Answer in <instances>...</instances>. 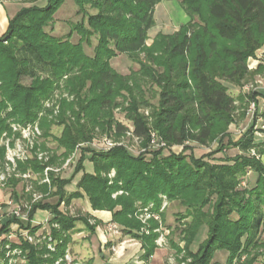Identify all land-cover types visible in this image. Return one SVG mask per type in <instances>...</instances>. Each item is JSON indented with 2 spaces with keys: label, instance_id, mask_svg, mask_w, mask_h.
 I'll return each mask as SVG.
<instances>
[{
  "label": "trees",
  "instance_id": "obj_1",
  "mask_svg": "<svg viewBox=\"0 0 264 264\" xmlns=\"http://www.w3.org/2000/svg\"><path fill=\"white\" fill-rule=\"evenodd\" d=\"M17 1L25 6L0 38V137L12 123L25 125L41 121L42 115L50 117L53 113L44 109L43 102L61 91L72 101L63 99L59 115L50 121L42 118L40 127L45 137L53 136L54 126L63 127L55 140L64 149V159L79 145L98 140L97 134L111 139L131 132L146 147L156 132L167 144V150L145 154L121 146L106 152L92 146L82 149L75 174L83 169L88 153L94 173L85 172L72 194L66 191L70 177L54 180L59 202L39 205L51 212L50 223L59 226L51 228L55 252L49 253L46 241L39 246L13 244L22 248L27 264H53L62 257L77 222L96 231L87 220L60 210L62 202L69 206L84 198L94 211L111 212L118 230L142 243V261L149 264L158 250V234L141 233L143 225L136 215L139 206L151 203L152 213L164 222L161 195L179 201L185 208L181 219L190 218L183 240L192 264H264V165L247 157L225 159L218 165L184 152H168L174 146L187 151L186 143L191 141L207 146L220 136L223 140L216 152L226 146L248 150L264 144L255 143L249 133L237 143H225L237 109L229 85L241 86L250 77L249 60L264 46V0H182L191 22L174 36L159 35L153 48L147 46L148 33L156 24V5L164 0H73L75 14L81 16L73 25L80 35L77 42L71 33L53 34L55 15L66 0ZM92 38L97 45L94 55L88 56L83 44H90ZM142 53L146 58L139 61V72L122 75L110 65L119 55L131 58ZM35 65L40 67L34 69ZM28 77L31 83L26 85L23 80ZM149 82L161 93L158 109L147 117L140 108L148 107L142 91ZM117 109L125 112L132 128L116 120ZM258 151L263 153L264 147ZM40 168L34 165L35 170ZM249 172L257 178L251 187L241 189ZM11 222L4 223L0 236ZM22 227L39 229L30 224ZM156 227L152 221L151 230ZM175 248L181 253L179 246ZM222 253L224 262L219 259Z\"/></svg>",
  "mask_w": 264,
  "mask_h": 264
},
{
  "label": "rangeland",
  "instance_id": "obj_2",
  "mask_svg": "<svg viewBox=\"0 0 264 264\" xmlns=\"http://www.w3.org/2000/svg\"><path fill=\"white\" fill-rule=\"evenodd\" d=\"M19 6L23 7L25 4H18ZM29 6V5H26ZM77 7L74 4L73 0H66L65 3L62 5V7L59 9L56 17V25L55 30L53 34L57 37H66L70 33L73 35L71 38L73 42H77L80 39V35L75 32L73 29V25L81 19V16H76ZM156 19L157 23L155 24V27L150 30L148 33V41L147 46L148 48H153L154 41L159 35H165V36H174L181 30V28L184 25H187L189 22H191V18L186 13L185 9L182 5V0H164L160 4L156 5ZM169 17V18H168ZM171 21H170V20ZM97 45V40L95 38H92L91 43L85 42L83 44V50L88 56H93L95 53V48ZM146 53H142L136 56H132L130 58L129 55L122 54L115 58H113L110 62V65L113 69H115L118 73L122 75H130L132 72H139L141 65L139 64V61L145 62ZM249 70L251 72L250 77L245 80L241 86H232L229 85L230 88V94L235 98L237 109L234 113L235 116V122L231 125L229 128V135L228 138L225 139V143H229L231 141L232 143H237L246 134H250L253 141L255 143H259L264 141V46L261 48L257 54L256 57L249 60ZM40 66L35 65L34 69L39 68ZM259 68H262L260 71ZM26 85H29L31 83V78H26L23 80ZM61 85L63 82H60ZM160 93L161 89L152 83H148L146 87L144 86V89L142 91V96L145 98L148 107H145L144 109L140 108V113L144 114L147 117H150L153 111H156L159 107V100H160ZM73 97H69L67 93H62L61 91H55L54 94L46 101L43 102V107L46 110H51L52 115L50 117H46L45 115L41 116L42 118L48 119L49 121L54 117L59 115L61 102L63 99H68L72 101ZM256 103V107L254 110H252V104ZM115 118L116 120L129 128H132V123L127 119L125 112H123L121 109L115 110ZM41 121H36L35 123L39 124L40 133L38 137L40 138L38 140L39 145L37 148H40V150L47 152L48 155V164L55 165L57 167H61L67 159L74 156L76 153L75 162L73 163L72 167L65 172H62L58 175L51 176L52 181V194L50 195V198L54 196V193L56 192V186L54 185V180L56 179H62L63 177H70V182L68 183L66 190L67 191H75L78 188L79 182L82 178V175L86 173H94V162L91 160L92 154L88 153L87 159L83 163V169L80 171V173L75 174V164L78 162L81 156L82 149H80L78 152L77 147L75 148L74 152L70 154L67 158L61 157L64 149L59 148V145L57 141L55 140V137L59 138L62 135V126H54L52 128V135L50 137H45L44 131L41 129ZM30 124V123H28ZM13 125H16L12 123L10 125L9 130H7L5 133L2 134L0 137V150L3 152V155L0 157V159L5 158L6 154V147L4 146V143L6 140L10 139V145H11V151H16L18 155V150L27 151L26 156L31 157V147L28 146L29 141L26 139L27 136H29V131L24 133L23 128L19 130H14ZM21 125V124H20ZM23 125V124H22ZM26 125V124H25ZM27 133V134H26ZM157 135L156 132H153ZM7 134V136H5ZM152 134V133H151ZM30 137V136H29ZM95 139L102 140V135L97 134L94 137ZM30 139V138H29ZM38 139V138H37ZM111 140L117 144L116 147H124L135 154H145L148 151H160V150H167L166 148H160L157 145H154L150 141L147 140V146L144 147V141H136L132 137L128 136H113ZM223 140V138H218V141H212L207 146L199 145L195 142H187L186 145L189 147L187 151H184V146H174L171 148L170 152L171 154L175 155H194L197 159L205 160V162H209L211 164H218L225 161V159H235L236 157H247V158H254L257 161H260L264 165V152L259 153L258 149L260 147H264V144H261L260 147L255 148L251 146L248 148V150H242L240 147H228L222 151V152H216L219 149V141ZM122 143V145L120 144ZM263 143V142H262ZM86 144V143H85ZM21 147L20 149L18 148ZM168 148V147H167ZM21 153V152H20ZM14 154V153H13ZM166 154L169 155V153L166 152ZM17 162V173L22 174L25 171H27L28 165L24 163L23 161L16 160ZM24 167V169H22ZM111 175V174H110ZM109 175V176H110ZM113 179L114 177H111ZM257 178V175H255L252 172H249L243 180H241L240 188H248L251 187L255 180ZM34 179L32 181L34 189L39 188L41 186V181L44 179V173H43V167L36 170L35 175L32 177ZM31 179V180H32ZM11 181H13L12 184ZM9 183L10 188H6L5 190H0V200L4 198V196L7 195V193L13 191L14 194L18 197L23 196L22 188L25 185L26 181L25 178H18L17 176L15 178H12V180ZM43 187V186H42ZM41 187L42 192H46L48 187L45 188ZM40 190V189H39ZM38 190V191H39ZM12 192V193H13ZM117 195H121V193L115 194L113 197H116ZM161 208H160V214L163 212L165 215V223L160 220H156L155 218L147 216L148 213H152L154 210V205L151 203L144 207L139 206L140 209L136 215L138 217L139 221L142 223L143 227L141 228V233H145L146 235H150L153 231L158 234V238L156 240V245L160 247V252L158 251V257L156 260L152 261L149 264H192V260L189 258H186L185 255V244L186 241L183 240L185 238L186 230L189 228V221L190 218H182V216L185 214V208L182 207L179 204V201L177 202H170L168 198L164 195H161ZM59 202V199L51 200V204H56ZM70 206H66V208L62 207L60 210L62 212H66L67 215L73 218H81L83 220H87L91 226H94L98 228L99 224L97 221H95L92 217H90L86 212V207L83 200H78L75 202H71ZM146 210H149L147 212ZM34 214V217L36 215V212L32 213ZM153 214V213H152ZM31 216V215H30ZM33 216V215H32ZM40 221V220H38ZM157 223V227L153 230H151V222ZM113 224V223H112ZM113 226L117 227L115 224ZM204 226L201 230V237L203 238V234L205 232ZM102 229V226L100 227ZM100 229V230H101ZM108 229V233H111L109 238H119L121 239L123 237L122 232H120L117 229H114L113 231ZM86 231L84 234L78 235V233ZM95 234L93 231L90 230V227L87 228V226L83 222H77L76 227L73 231H71V241L72 239H76L78 243L82 242L81 249H68L66 248L65 254L58 258L56 262L53 264H89V260L87 259L88 255L93 254V248H88V244L91 240V238L95 237ZM72 235H75L74 238ZM87 235V236H84ZM109 235V234H108ZM52 237V236H51ZM113 237V238H111ZM262 238H264V231L261 235ZM201 239V238H200ZM114 240V239H113ZM70 241V242H71ZM81 241V242H80ZM45 243V242H43ZM47 246V250L49 253L55 252L51 251L48 246L51 243L49 240H46L45 243ZM97 244V245H96ZM42 245L38 244L37 246ZM96 246L95 251V257L93 264H104V259L101 254H99V245H98V239L96 238V241L94 243ZM176 246H179V249H181V253L177 252ZM110 254L112 257H117L120 253H124L127 248L124 247V243H121L119 247L109 248ZM77 252L81 251L80 254L83 255L84 258H79L75 251ZM107 252L108 250L105 249L103 246V252ZM108 251V252H109ZM76 253V254H75ZM109 253H105V256L108 257ZM223 253L219 255V259L224 262L225 258L223 257ZM77 256V257H76ZM46 258L49 257V254L45 256ZM68 257V258H67ZM2 259L3 264H27V256L23 252L22 248L20 247L18 252L16 254H13L11 258H8L4 260L3 256L0 257ZM217 259V258H216ZM142 260V258H141ZM10 262V263H9ZM143 262V261H142ZM143 264V263H140ZM256 264H263L262 261H259Z\"/></svg>",
  "mask_w": 264,
  "mask_h": 264
},
{
  "label": "built area",
  "instance_id": "obj_3",
  "mask_svg": "<svg viewBox=\"0 0 264 264\" xmlns=\"http://www.w3.org/2000/svg\"><path fill=\"white\" fill-rule=\"evenodd\" d=\"M255 107H256V103H253L252 110H254ZM13 127L14 130L16 131L21 128H23L24 133L26 131L27 132L29 131L30 137L27 136L26 139H28L30 143L28 144V146L31 147L30 149L31 157L26 156L27 151L22 152L21 150H18L19 151L18 155L16 151L14 150L11 151L12 149L10 145L11 141H9L10 139L6 140V142L4 143V146L6 147L7 151L5 154V158L0 159V190H5L7 187L10 188L9 183L12 180V178H15L16 176L18 178L20 177L23 179L25 178L26 181L25 185L22 188L23 191L22 197L16 196V194H14V192L11 191L7 193V195L4 196L2 200H0V229L3 227L6 221L12 220L8 232L0 236V257L3 256L4 260L11 258L13 254H16L18 252L20 247L16 245L14 246L13 244L21 245V243L23 242L30 243L33 245H38L45 242L46 240H49L51 243L52 242L54 243L53 245L50 244V246H48L50 250L51 251L56 250V244L52 240V237L49 234V229L58 228L59 226L57 224L50 223V220L52 218L51 212L47 211V216L45 217V219H42L41 221H38L34 217V214L32 213L34 212L36 207H37L36 212L40 210L39 205H45L47 203L51 204V200L59 199L58 197L55 196L50 198V195L52 194L53 191L51 176L58 175L70 169L73 163L75 162L74 158L76 157V153H75L74 156L67 159V161L61 167H57L51 164L47 165V162L49 160L47 152L40 150V148H37V146L39 145L38 140L40 139L39 135H41L39 124L37 123H30L26 125L16 124L13 125ZM5 136H7V134ZM125 136L132 137L136 141H141L139 138L134 137L131 132H128ZM150 142L153 143L154 145H157L160 148H165L167 146V144L164 141H162L155 133L151 134ZM120 145H122V143ZM89 146H92L97 150L106 152L115 148L117 144H115L109 138H103L102 140H94V142L92 143L79 145V147H77L76 152H78L80 149H84ZM18 148L20 149L21 147H19L18 145ZM17 159L23 161L28 165L27 171L22 172V174L17 173L16 170ZM35 164H39V166L43 167L44 179L41 181V183H39L41 184L39 186L41 187L43 186L45 188L48 187L46 192H42L41 187L39 188L37 187L34 189L35 186H33L32 183L34 179H32V177L36 173V170L34 169ZM110 176L114 177L115 173L112 172ZM12 182L13 181H11V183ZM120 193L122 194V192ZM146 211L149 212V210ZM149 215H150L149 218L153 217L156 220H160L158 214L155 213L152 214L150 212L148 213L147 216ZM28 224L39 226V229L37 231H33V229H26L22 227V225H28ZM114 229H117V227L113 225L109 226L110 231H113ZM2 262H3L2 259H0V264H3Z\"/></svg>",
  "mask_w": 264,
  "mask_h": 264
},
{
  "label": "crops",
  "instance_id": "obj_4",
  "mask_svg": "<svg viewBox=\"0 0 264 264\" xmlns=\"http://www.w3.org/2000/svg\"><path fill=\"white\" fill-rule=\"evenodd\" d=\"M18 4H22V3L17 1V0H0V38L5 36V33L7 32L8 27H9L8 25H9L10 19H12L22 8ZM154 18H155V23H157L156 12H155ZM91 174H93V172ZM65 177H66V175H65ZM76 191H77V189L75 191L73 190V191H67V192H68V194H72V193H75ZM55 197H57V196H55ZM78 200H80V199H74L72 202H75ZM81 200H83V199H81ZM84 203H85L87 214L90 217H92L95 221H97L99 224L98 228H96V231L94 232V233H96L94 240H93V238H91V240L88 244V248H93V250H94L93 254L88 255V257H87V259L90 262L89 264H93L92 261H94L95 251H96V246L94 245V243L96 241V238L98 239L99 254L102 255V257L104 259V261H103L104 264H140V263H143L141 260V258H142L141 256H143V254H144V251L142 249V243H140L139 240L133 239L131 236L126 235L124 233H122L123 237L121 239L116 238V237L115 238L111 237L114 240L110 239L109 237L112 235H110L111 233H108L107 228L110 225H113L112 224V220H113L112 213L108 212V211H94L87 198H84ZM66 206L67 205L64 202H62L60 208H62V207L66 208ZM46 216H47V211L39 210L38 212H36L35 218L37 220L41 221L42 219H45ZM101 226H102V229L100 228ZM119 231L121 232V230H119ZM85 232L86 231H82V232L78 233V235H80L82 233L84 234ZM49 234H50V236H52L51 228L49 229ZM72 236L74 238L75 235H72ZM84 236H87V235H84ZM121 243H124V247L127 248L126 251H124V253H120L116 258L112 257L110 254L109 248L110 247H112V248L116 247L117 248L121 245ZM83 244H82V242L78 243V241L76 239H72V241L69 243L68 249L72 250V248L73 249L75 248V249L79 250V249H81ZM103 246L109 252L108 251L103 252ZM160 250H161L160 247H158V250L156 251L155 255H153L152 261L157 259L158 251L160 252ZM75 252L77 254H80L81 251L77 252V250H76ZM105 253H109L108 257L105 256ZM77 256L79 258H84L83 255H81V254L77 255Z\"/></svg>",
  "mask_w": 264,
  "mask_h": 264
}]
</instances>
